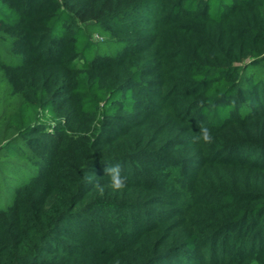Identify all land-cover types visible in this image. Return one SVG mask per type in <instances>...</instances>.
Returning <instances> with one entry per match:
<instances>
[{"label": "trees", "instance_id": "1", "mask_svg": "<svg viewBox=\"0 0 264 264\" xmlns=\"http://www.w3.org/2000/svg\"><path fill=\"white\" fill-rule=\"evenodd\" d=\"M0 264H264V0H0Z\"/></svg>", "mask_w": 264, "mask_h": 264}, {"label": "clouds", "instance_id": "2", "mask_svg": "<svg viewBox=\"0 0 264 264\" xmlns=\"http://www.w3.org/2000/svg\"><path fill=\"white\" fill-rule=\"evenodd\" d=\"M197 141L210 142L212 136L206 127L199 128L198 135L194 137ZM109 176L110 186L114 190H123L127 187V179L121 174V168L119 164H113L111 167L106 169Z\"/></svg>", "mask_w": 264, "mask_h": 264}]
</instances>
